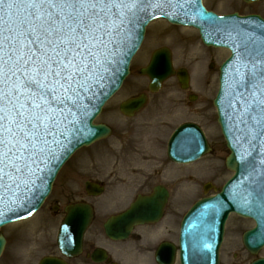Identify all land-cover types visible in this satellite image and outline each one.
<instances>
[{"label":"snow or ice","instance_id":"6c2138e0","mask_svg":"<svg viewBox=\"0 0 264 264\" xmlns=\"http://www.w3.org/2000/svg\"><path fill=\"white\" fill-rule=\"evenodd\" d=\"M191 3L0 0V189L23 183L31 190V177L59 159L57 149L65 147L67 129L77 123L71 117L78 114V98L91 91L90 74L96 72L102 81L99 70L111 69L118 36L129 35L150 9L184 10L183 5ZM200 17L218 39L233 46L236 64L228 105L237 140L252 149L240 157L252 170L251 191L242 194V207L255 211L264 229V23L231 24L203 10ZM258 239L264 245V230ZM204 248L210 246H199ZM192 264H201L196 249Z\"/></svg>","mask_w":264,"mask_h":264},{"label":"rangeland","instance_id":"374dc122","mask_svg":"<svg viewBox=\"0 0 264 264\" xmlns=\"http://www.w3.org/2000/svg\"><path fill=\"white\" fill-rule=\"evenodd\" d=\"M203 2L208 10L217 14L238 13L241 16L256 14L264 18V0L251 5L245 4L242 0H204ZM193 32L191 30L180 32L177 28L167 26L165 22H157L150 26L146 41L134 59L131 75L125 81L120 93L106 105L101 116L95 121V124H104L112 128V136L92 147L79 150L68 161L63 167L62 175L54 184L52 194L34 218L28 222L6 226L2 229V234L5 237L13 233L15 237L14 242L11 241L7 245L3 256L0 258V264H39L43 257L57 253V233L63 217L55 216L51 208L58 204L62 209L66 200L81 198L84 184L90 179H100L108 186V192L94 202L98 208L102 209L103 207L112 212L123 208L122 204L132 198L143 176L148 179L149 184H155L158 181L165 182L171 177L175 182L174 184L172 182L175 197L179 200L176 202L178 209L183 208L185 210L206 197L203 186L208 181H214L219 187L231 177V173L227 171L224 179H220V169L224 168V158L228 154L223 153V138L216 123L215 114L211 124L209 122L203 124L208 140L215 147V152L190 166L169 163L166 146L174 129L186 121L198 122V115L195 112H193V118L179 117L176 119L173 112H170L169 115L163 111L167 102L173 100V96L179 92L176 79L165 82L163 87L166 90H163V94L152 96L151 105L136 117L128 119L121 112L123 101L134 98L142 92L149 94L148 91H145L148 78L140 75L139 70L147 68L151 64L156 50L161 47H167L172 51L175 69H188L193 92L201 96H208L210 100L215 97L218 88V67L229 56V52L202 47L198 34ZM180 36L185 39L182 46L187 47L189 51L190 44L198 45L204 50L202 53V55L205 53L204 58L202 57L196 62L199 66L204 65L200 69L203 70L207 78L202 79V81L197 77L198 71H196L195 65L191 68L183 65L185 62L179 61L177 47L180 45L178 38ZM221 52L224 55L220 59ZM197 55L200 58V53ZM211 64H216V66L210 69L208 67ZM170 92H173L174 95L170 99L164 98V95ZM177 106L183 110L181 105ZM212 112L214 113L213 109ZM95 156L96 158H93ZM137 157H139V161H137ZM117 173L125 176V180L120 181L128 185V193L123 201L115 202L112 205L108 200L113 198L117 179H109ZM161 173H165L163 177ZM112 182L113 184H111ZM213 194L214 192H210L207 196ZM184 204L186 205L185 208ZM242 221L236 216H232L227 223L221 264H250L256 258H264V250L257 257H251L238 250L237 246L241 240L239 239V231H245L252 227L250 222L243 223ZM33 239L34 241H32Z\"/></svg>","mask_w":264,"mask_h":264},{"label":"water","instance_id":"95a60500","mask_svg":"<svg viewBox=\"0 0 264 264\" xmlns=\"http://www.w3.org/2000/svg\"><path fill=\"white\" fill-rule=\"evenodd\" d=\"M247 3H253L259 0H244ZM193 8L195 12L189 22H185L181 15H174V9H165V11H159L158 9H152L149 11V15L144 16L140 23L136 25L132 32L133 39L128 44L120 41L118 49L114 54L115 61L110 70L106 73L103 69L99 71L103 73L104 79L99 80L97 73L93 74L92 85H97L99 88V95L90 100L91 108L89 111L85 110L78 116V124L76 125L75 132L64 142L65 147L60 148L56 153L59 157L58 160H53L51 165L42 172L39 180V185L36 189L24 191V197L29 200L25 203L24 207L13 208L12 203L15 199V186L11 189H0V227L13 222L23 220L33 213H35L42 205L44 200L50 194L53 182L60 171L64 163L83 146H90L94 142L109 136L110 130L103 126L93 125L94 119L101 113L103 106L106 102L120 89L124 80L130 74V63L140 48L145 29L149 22L155 18H167L172 23L180 24H193L200 29L203 40L212 46L229 47L233 51L231 43L217 38V33L212 27H209V23L200 17V10L206 12L201 4V0H194ZM187 4L183 5L186 6ZM169 12L170 14H165ZM208 13V12H207ZM213 14V13H210ZM215 15V14H213ZM216 16V15H215ZM224 17V16H223ZM228 22L236 24L241 21H251L253 24L259 25L264 23L259 17L251 16L247 18H239L238 15L225 16ZM198 19V20H197ZM247 27V25H241ZM258 35V33H257ZM118 40H123L120 37ZM233 58L223 67V71L227 68L233 72V65L236 64L235 53L233 51ZM169 55H163L158 53L154 56L153 62L150 67L142 71V74L148 75L152 78V84L150 90L152 92L158 91L162 82L173 74ZM161 64L166 69L161 74ZM224 76L221 79L224 89ZM180 81L183 86H187L188 78L180 76ZM94 99V100H93ZM146 103V98L141 97L127 102L122 106V112L127 116H132L135 112L139 111ZM215 105L219 110V122L222 126L223 133L228 140V146L232 152L231 157L227 161V167L236 172V177L229 182L224 191L213 198L203 199L198 202L187 215L183 227H182V264H192V254L194 249L198 250L201 258V264H219V251L223 240L225 223L229 217V214L234 212L244 217H251L256 221L257 227L247 233L244 238V242L248 250L257 255L263 248L259 242V232L264 230L260 228L258 216L255 211L249 212L246 208L242 207V194L246 191H251L252 175L251 167L241 162V155H246L248 151L252 149L238 151V142L236 141V131L232 127V119L227 120L228 105L225 103V97L223 92L220 93L218 99L215 101ZM79 129V131H77ZM259 146V144H258ZM188 148L190 151H188ZM208 145L206 144L201 132L194 126L186 125L181 127L172 137L169 143L168 154L170 159L177 163L188 164L192 163L202 156L208 153ZM264 151V148H262ZM255 155V153H254ZM257 161L260 158L256 156ZM51 169L49 171L48 169ZM99 195L101 190L96 189ZM29 192V194H28ZM158 191L151 200L145 202L138 201L130 211L115 218L106 229L109 234L113 233L112 224H125L124 227L119 230V234L122 237H127L134 225L153 221L161 214L162 205L157 203V199H165V193ZM69 212V217L64 223L59 236V247L66 253H74L78 247L84 230L87 228L91 212L89 209H75ZM207 243L210 248L199 249V246ZM6 241L0 236V256L4 250ZM41 264H62L54 259H44ZM253 264H264V259H260Z\"/></svg>","mask_w":264,"mask_h":264},{"label":"flooded vegetation","instance_id":"af4514ba","mask_svg":"<svg viewBox=\"0 0 264 264\" xmlns=\"http://www.w3.org/2000/svg\"><path fill=\"white\" fill-rule=\"evenodd\" d=\"M163 90H166V88ZM178 90L179 92L175 96H173V92L164 95V98L167 97V99L173 96V99L178 102L168 104L163 111L169 115L170 112H173V116L176 119L180 116L193 118V112H195L198 115L200 126L204 127L203 124L207 122L211 124L212 107L210 97L196 95L191 90L184 91L181 87ZM177 105H181L183 110H180ZM212 147L215 150V147ZM225 151V146L223 145V152L225 153ZM226 170V167L220 169L221 180L226 176ZM115 178L117 179V185L114 189L113 198L109 201L112 205L115 202L123 201L128 193V185L120 181L125 180V176L117 173L112 175L110 179L113 180ZM147 180L143 176L142 181L137 185L133 201L136 200L138 195L151 196L157 187L166 189L168 191V199L160 221L136 227L127 239L116 240L106 234L104 225L108 219L127 209L102 214L100 209L96 208V205L91 202L93 198H90L85 190L81 198L68 201L67 206L76 203L91 204L95 212L94 220L84 236L81 253L75 258H66L63 256L60 258L68 264H180V229L183 215L176 203L179 200L175 197L172 188L173 179L170 177L164 184H149ZM129 201L122 205H127ZM101 211L103 212V210ZM242 222L248 223L249 221L243 220ZM245 232L246 230L239 231V239L241 240L237 248L239 251L241 250L240 252L243 251L248 254L243 246Z\"/></svg>","mask_w":264,"mask_h":264},{"label":"bare ground","instance_id":"6f19581e","mask_svg":"<svg viewBox=\"0 0 264 264\" xmlns=\"http://www.w3.org/2000/svg\"><path fill=\"white\" fill-rule=\"evenodd\" d=\"M197 49L200 51V49H199L198 46H194V47H191L190 48V51H189L186 47H184L182 45H179L178 46V51H179L178 54L180 55L182 61L185 62L186 65L192 66L194 63H196L197 61H199L198 60L199 59V56L197 55V53H200V52ZM200 55H201V53H200ZM222 56H223V53H222V55H221L220 58H222ZM199 68H200V66L197 64L196 65V69H199ZM203 75H204V73H203ZM200 76L202 77V75H200ZM138 158L139 157H137V161H139ZM137 167L139 168V166H137ZM32 241H34V239Z\"/></svg>","mask_w":264,"mask_h":264}]
</instances>
